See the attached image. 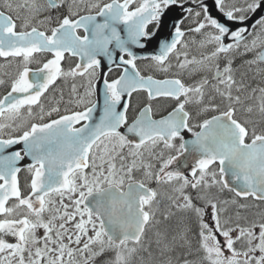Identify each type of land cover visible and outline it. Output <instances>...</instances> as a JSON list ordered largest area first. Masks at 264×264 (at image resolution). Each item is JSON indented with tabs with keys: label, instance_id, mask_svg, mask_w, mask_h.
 Masks as SVG:
<instances>
[{
	"label": "snow or ice",
	"instance_id": "obj_1",
	"mask_svg": "<svg viewBox=\"0 0 264 264\" xmlns=\"http://www.w3.org/2000/svg\"><path fill=\"white\" fill-rule=\"evenodd\" d=\"M184 3L0 0V264H264V80L233 67L249 52L247 64L264 63V15L233 30L203 0ZM177 5L182 19L169 16ZM215 6L243 22L264 0ZM59 80L72 81L67 101ZM134 93L146 100L130 119ZM160 100L170 110L156 118Z\"/></svg>",
	"mask_w": 264,
	"mask_h": 264
},
{
	"label": "flooded vegetation",
	"instance_id": "obj_2",
	"mask_svg": "<svg viewBox=\"0 0 264 264\" xmlns=\"http://www.w3.org/2000/svg\"><path fill=\"white\" fill-rule=\"evenodd\" d=\"M186 2L193 3V0H185V3ZM206 2H207V4H206ZM235 2L237 3L238 6H242V4H243L242 2H240V0H235ZM203 4L209 9V12H211V13H216L217 10H218V8L215 6V0H203ZM194 10H199V9L196 8V6H194ZM61 11L64 12V11H66V9H61ZM170 14H174L177 17V15H181V10L179 9V13H178V10L177 9H173L172 12H170ZM188 27H194V25H192L190 21H185L184 28L187 29ZM166 31H168V30H166ZM162 36H163V34H162ZM189 39H191V36L189 37ZM62 63H63V66L65 68H68L70 66V63H71L72 66H74L75 60H73L71 62L64 61ZM137 63H138V67H140V69L142 71H146V62L145 61H138ZM2 64H4V60H3V58H0V65H2ZM33 67H35V65H33ZM13 70L14 69H8V71H13ZM4 71H5L4 68H0V74H2ZM117 74L118 73H117L116 69L113 67V72H112V74L110 75L109 78H113ZM158 78H162V77H159L158 76ZM80 82L81 81L79 79L76 81V83H78V84ZM71 83H72L71 80L68 81L67 85H65V83H64L63 80H59L57 82L56 88L57 89H63V91H64V101H67L69 99L70 89H71ZM8 90L9 89L7 87L0 86V96H3ZM80 91L82 92L83 89H80ZM53 95H55L57 97V99H58L60 93H59L58 90H51L48 93V96H53ZM92 99L94 100L95 99V96H93ZM145 100H146V95L145 94H143V93H134L133 94V96L131 97V100H130L131 107L129 108V111H128V116H129L130 119L132 117H134L136 110L138 109V107L142 106V102L145 101ZM45 103H47V98L45 99ZM65 106H67L69 108H72L73 107V105H70V104L69 105H66L65 103L62 102L60 104V107H61L62 111L65 108ZM153 109H154V112L158 113V116L157 117H159V115L166 114V110H170L169 102L166 101V100H160L159 102L154 103ZM25 175L27 176L29 174L26 171H23L21 173V180H20V182L22 180H24L23 178H24ZM189 194L192 195L193 197L196 195V193L194 191L190 190V189H189ZM233 195H234L233 193H230L228 191H225V192L219 194V198L221 200H230L233 197ZM256 211H258V210L255 209V208L249 210L248 212H245L244 210H241V215H248L250 218H252L253 217V214ZM209 212H210V210H209ZM235 212H236V209L234 207L230 209V214L233 217L235 216ZM205 219L207 221L211 222L209 216H206ZM189 227L191 228V232H192V233H189V235H190V238L193 241V244L195 245L196 244V234L198 233V224L196 223L195 218H192L190 220ZM218 238L221 241H223V237H218Z\"/></svg>",
	"mask_w": 264,
	"mask_h": 264
},
{
	"label": "rangeland",
	"instance_id": "obj_3",
	"mask_svg": "<svg viewBox=\"0 0 264 264\" xmlns=\"http://www.w3.org/2000/svg\"><path fill=\"white\" fill-rule=\"evenodd\" d=\"M241 2H243V0H241ZM241 52H243V49H241ZM253 58L254 56L251 52L244 53L243 55H236L234 68L236 69V76L238 80L244 78L246 83L251 84L249 78L254 75H258L259 80L257 81V84H259L262 80H264V73H259L258 69H264V65H249L246 63L247 61L252 60Z\"/></svg>",
	"mask_w": 264,
	"mask_h": 264
},
{
	"label": "water",
	"instance_id": "obj_4",
	"mask_svg": "<svg viewBox=\"0 0 264 264\" xmlns=\"http://www.w3.org/2000/svg\"><path fill=\"white\" fill-rule=\"evenodd\" d=\"M262 15H264V8H261V9L257 10L256 13H253L248 19H246L244 22H242L244 27H246L248 29V31H249V29L253 25V23ZM221 21H223V23L225 22L223 19H221ZM168 23H169V21H168ZM239 25H241V24H239ZM239 25L235 24V26H239ZM230 28H232L233 30L236 29L234 26H231ZM152 51H154V47L153 46L152 47L147 46L146 52L144 54L150 53ZM29 161H30V159H29Z\"/></svg>",
	"mask_w": 264,
	"mask_h": 264
}]
</instances>
